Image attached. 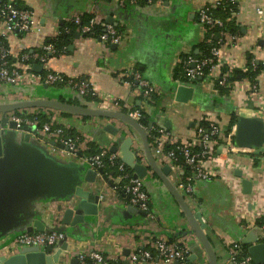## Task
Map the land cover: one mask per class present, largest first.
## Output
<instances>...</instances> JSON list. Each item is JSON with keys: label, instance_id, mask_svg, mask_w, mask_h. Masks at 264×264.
I'll use <instances>...</instances> for the list:
<instances>
[{"label": "crops", "instance_id": "crops-1", "mask_svg": "<svg viewBox=\"0 0 264 264\" xmlns=\"http://www.w3.org/2000/svg\"><path fill=\"white\" fill-rule=\"evenodd\" d=\"M21 1L34 11L36 25L46 39L53 37L59 25L76 12L95 13L104 19L112 15L116 23L113 25L122 28L119 44L110 45L105 51L98 41L75 34L69 52L52 57L49 63L67 76L85 80L98 95L113 97L133 108L139 107L151 122L161 125L180 142H191L196 125L203 119L216 122L225 130L232 113L238 117H255L254 102L245 91L243 80L239 92L234 95L219 94L204 80H196L189 84L195 90L193 99L178 102L174 98L178 86L173 78L174 69L184 55L198 53L197 45L203 40L204 31L197 14L208 0H166L161 6L149 7H117L108 4L112 0ZM237 2L234 19L241 28V35L236 44L226 49V55L235 60L247 55L257 60L264 58V0ZM6 39L16 62L19 52L30 49L35 51L33 55L37 53L30 38L9 34ZM34 64L40 65L38 61ZM39 70L42 71V65ZM126 73H138L149 81L156 88V97L150 100L141 97L138 85L129 83L124 77ZM258 82L264 95V71L258 76ZM58 96L83 100L73 91L57 86L0 87V103L58 99ZM36 110L39 109H29L28 114ZM40 110L80 134L78 154L88 150L89 143H93L99 150L106 147L110 151L115 147L116 150L110 152L120 161L134 163L139 159L142 165H147L142 138L133 125L117 119L75 113L64 115V111L53 108ZM108 125L115 129L114 133L104 129ZM25 134H28V140L24 139ZM151 151L159 167L170 165ZM229 156L234 162L217 167L220 176L198 180L192 193H183L197 221L205 226L203 232L218 264H230L229 249L235 242L247 246V253L252 244L264 243V230L255 223L256 212L264 210V162L255 165L246 155ZM24 164L28 168L25 169ZM89 167L81 158L52 152L49 145L31 131L8 130L5 153L0 157V251H7V245L16 235L27 233L33 207L55 211L62 200L74 195L77 187L91 192L93 186L85 180ZM171 169L167 178L172 183L186 174L185 168L171 164ZM107 178L113 181L114 187L99 175L95 180V188L103 195L97 214L85 216L83 223L63 226L68 249L59 253L56 264H70L73 257L78 264L76 255L79 252H97L104 254L107 261L131 264L128 260L131 253L153 248L156 240L168 241L174 236L178 243L187 247L189 255H197L191 264H210L178 202L155 174L149 170L143 179L152 216L148 212L146 215L127 213L126 216L129 197L121 196L115 189L118 185L116 176L110 174ZM243 180L251 181L249 193L243 191ZM238 191L243 198L241 204L237 201Z\"/></svg>", "mask_w": 264, "mask_h": 264}, {"label": "built area", "instance_id": "built-area-1", "mask_svg": "<svg viewBox=\"0 0 264 264\" xmlns=\"http://www.w3.org/2000/svg\"><path fill=\"white\" fill-rule=\"evenodd\" d=\"M14 1L0 0V87L8 85L17 87L22 85L59 87L62 84V88L73 91L79 97H85L89 94L96 96L97 102H92V104L98 108L122 112L125 109V113L130 117L135 120L140 119V111L133 108L131 104L121 102L110 96L98 95L85 80L67 76L53 69L49 61L55 55V47L52 43H46V37L41 34L40 28L36 25L34 11L30 8L16 7ZM141 1L112 0L108 4L120 7L125 6L126 2H128L135 7H149L153 5L161 6L166 0H146L145 4H141ZM229 3L237 5L238 2L237 0H208V3L198 11V21L203 28L204 34L214 27L219 28L216 34L218 43L211 45L208 56L202 54L200 56L192 54L186 55L181 60L179 66H182L181 71L185 77L184 80L187 82H184L180 78H176L175 82L178 85H189L192 80H197L201 77L202 81L204 80L206 85L214 91L218 92L215 88L217 85L226 88L228 90L227 94L234 95L239 92L240 82L243 80L246 86L245 91L254 102V116L261 119L264 130V95L261 92L258 82V76L264 71V58L257 60L250 55L251 59L249 64L252 68L255 69L257 66L261 67V71L254 81L248 77L237 80L229 79L233 76L234 70L247 71L248 69V55L245 58L240 57L237 60L226 55V49L236 44L240 39V35L230 32L226 28L224 20L212 13L214 8H225ZM84 13L76 12L67 19V22L76 25L77 33L84 38L98 41L105 51L109 49L110 45L120 43L122 33L118 32L113 24L107 23L106 19L97 16L95 13H91L92 17L85 23H82ZM258 13L261 14L262 11L258 10ZM96 26L102 28L101 33H94V27ZM68 31L66 28V32ZM16 33H21L22 37L30 38L31 42L33 41L40 51L32 55V59H36L42 64V73L32 69V60H29L30 55L26 52H19V55L17 54V62L10 64L9 58L12 57L11 50L9 47L4 46L3 39L9 34ZM59 33L60 30L58 29L54 36ZM206 41L210 43L211 39L208 38ZM131 76L133 77L132 80H135V83L138 85L141 96L150 100L156 92V88L138 73H126L124 75V77ZM128 81L129 83H133L131 80ZM6 115L9 120L15 121L17 126H36L37 133L43 136V140L49 145L52 152H60L68 156L81 158L86 163H89L90 166L98 168L103 165L102 159L106 157L111 164H116L120 172H124L125 170L124 163L106 147L100 148L96 155L90 157L79 155L78 152L81 143L79 137L67 136L65 131L68 128L53 119L38 126L36 119H27L16 112H9ZM207 122V127H204L199 122L195 127V135L191 139V142L186 141L185 143L177 140L171 132L165 130L159 124L153 123L150 127L142 126L147 130L151 150L174 167L184 168L183 165L185 164L189 168V173L184 174L177 181H173L176 188L184 194L192 193L193 185L196 181L211 180L216 176H220L219 168L227 166V162L231 164L234 162L233 158H230L229 155H246L250 157L255 165L264 162V131L263 141L259 148L260 151L257 153L255 149L242 147L235 142V125L230 131L226 132L216 122ZM50 141L61 144L63 148L51 145ZM167 147L169 148L167 149ZM198 147L200 150L196 151L195 149ZM178 155L182 157L183 164L178 162ZM217 167L219 168L217 169ZM116 178L118 179V187H121L124 194L129 197L127 203L136 206L142 211L148 212L152 216L149 195L144 187L143 179L134 178L133 175L129 177L124 173L116 176ZM124 179H127V181L123 183L122 181ZM237 201L240 204L243 202L239 191L237 193ZM35 210H37V213H40L47 227L53 229L54 227L60 226V220L55 211L49 208L42 209L38 207ZM256 217H264V210L257 211ZM262 229L264 230V226ZM64 236L65 233L56 230H52L51 232L22 233L11 239L6 249L9 248L12 252H17L20 248H44L50 245L56 250L60 242L64 239ZM177 243L156 240L153 243V248L156 250L154 255L149 249H143L131 253L128 260L131 264H166L174 261H177L178 264H188L189 251L187 247L183 246V244L177 245ZM241 253L242 245L239 242L233 243L229 249L228 263L254 264L249 255L242 256ZM87 256L94 259L93 264H104L106 260L102 254L97 252H79L76 255L80 264H85L84 258Z\"/></svg>", "mask_w": 264, "mask_h": 264}, {"label": "water", "instance_id": "water-1", "mask_svg": "<svg viewBox=\"0 0 264 264\" xmlns=\"http://www.w3.org/2000/svg\"><path fill=\"white\" fill-rule=\"evenodd\" d=\"M106 22L110 24H116L115 19L112 15L107 16ZM60 23H63L61 21ZM80 34L76 33V37H79ZM116 46V45H113ZM72 48V46H70ZM40 65L33 64L32 69L36 72H39ZM201 81L202 78L199 77L197 79ZM196 80H192L195 82ZM20 88V87H19ZM23 88L22 90H25ZM27 90V89H26ZM194 87L191 85H178L174 90V98L178 102H187L194 97ZM40 108H53L59 109L64 112L75 113L82 116L87 117H96L103 119H117L121 121H125L131 125H133L136 130L139 132L142 143L145 151V155L147 158V165H142L139 159H137L134 163L123 162L127 166H129L133 171L134 178L144 179L147 175V172L150 170L153 174H155L162 183L166 186L171 195L176 199L179 206L181 207L183 213L188 219L189 223L192 225V228L195 234L198 236L199 241L201 243L202 249L207 255L210 264H218L215 252L211 247L210 242L208 241L207 236L203 232L204 225L199 224L196 216L192 213V210L189 208L183 193L176 188V186L167 178V175L170 173L171 165L166 164L163 167H159L156 160L154 159V154L151 151V147L149 144V139L147 135V130L142 127V125L138 122V120L133 119L128 114L122 111L115 110H107L101 109L94 105H83L77 104L74 102L60 101L58 99H30L25 101L18 102H6L0 103V157H2L5 153L6 147V139L8 138V130L10 129H19L20 131H31L37 135L39 139H43V136L36 132V126L34 125H21L17 126V123L13 120H9L7 118V113L9 112H20L22 114H28L29 109H40ZM153 124V122L149 125V127ZM105 130L114 133L115 129L112 126L108 125L104 128ZM263 123L261 119L256 117H244L239 116L238 120L235 124V142L242 146L253 148L258 153L260 151V145L263 141ZM24 139L28 140V134L24 135ZM50 144L59 148H63V146L59 143H55L54 141H50ZM116 149L112 147L110 149L111 152H114ZM90 166V164L88 163ZM23 167L28 168L27 164H24ZM100 176L101 179L109 183V185L113 186V181L109 180L105 174H103L102 168L92 167L90 166L87 169V174L85 180L93 186L91 189L94 192H90L88 190L83 189L82 187H77L73 196L68 199L62 200L55 208V212L60 220V226L54 227L53 229L47 227L43 218L40 216V213H37L35 210L37 207H33L31 218L29 219V225L27 226V233L34 232H51L52 230L61 231L65 233L64 239L60 242L59 247L54 250L52 246L48 245L42 248H20L17 252H12L9 248L0 252H4L2 255L0 253V264H56L58 263V255L61 251H65L68 249L67 243V234L66 230L63 226L76 225L78 223H83L85 221V216H95L98 212V205L103 200V195L101 191L95 184V180L97 176ZM50 179H55L54 176H49ZM244 192L249 193L251 191V181L243 180ZM128 198V196L126 197ZM45 209V208H42ZM127 213L146 215L145 211L138 209L136 206L127 205L125 209V215ZM11 253V254H6ZM248 254L252 258L254 264H264V243L257 242L252 244L248 248ZM197 259V255L190 254L188 257V261L193 263V261ZM77 261L75 257L70 259V264H76ZM160 264V263H155ZM166 264H178L177 261ZM203 264V263H201Z\"/></svg>", "mask_w": 264, "mask_h": 264}, {"label": "trees", "instance_id": "trees-1", "mask_svg": "<svg viewBox=\"0 0 264 264\" xmlns=\"http://www.w3.org/2000/svg\"><path fill=\"white\" fill-rule=\"evenodd\" d=\"M146 0H142L141 1V4H145ZM14 4L16 7H21V8H29V7H26L21 0H15L14 1ZM130 5L128 2H126V5ZM238 11V6L236 4H232V3H229L227 7L225 8H220V7H216L212 10V13L215 15V16H218L220 17L221 19L224 20L225 22V25H226V28L232 32V33H236L238 35H241V28L239 27V25L236 23L235 19H234V15L235 13ZM90 17H92V14L91 13H84V15L82 16V23H85L86 21H88L90 19ZM114 27L118 30V32H122V28L119 27L118 25H114ZM66 28L69 30L68 32H66ZM59 30H60V33L52 38H47L46 39V43H52L53 46L55 47V55L54 56H60V55H63V54H66L69 52V47L74 39V36L75 34L77 33L76 32V25L73 24V23H70V22H65L64 24H60L59 25ZM219 31V28H212L210 29L208 32H206L204 34V37H203V40L197 45L198 47V53L197 54H194L195 56H200L201 54L202 55H206L208 56V52H209V49L211 47V45H216L218 42H217V39H216V34L217 32ZM102 32V28L96 26L94 27V33H101ZM17 36H22L21 33H16ZM210 38L211 39V42L210 43H207V39ZM3 44L5 47H9V42H8V39H3ZM28 55H30V58L29 60L31 61L32 60V64L36 63V59H32V55H33V52H35L34 50H30V49H27L25 51ZM37 52H40L39 50H37ZM185 57V55L183 56V58ZM251 57L250 55H248V69L247 71H241V70H234V73H233V76L231 78H229L230 80H237V79H240V78H244V77H248L250 80H255L257 75L260 73L261 71V67L260 66H257L255 69L252 68V66L249 64V61H250ZM9 62L10 64H15L16 61L13 57H10L9 58ZM182 66H177L175 67L174 69V75H173V78H180V79H183V81L185 82V77L181 71V68ZM43 71H41L42 73ZM127 80H131L133 83L134 80L133 77H127L126 78ZM62 84H60V86L58 88H62L61 87ZM215 88L218 90V92L220 94H227L228 93V90L226 88H223V87H219V86H215ZM142 97V96H141ZM152 97H156L155 94L152 95ZM58 100L60 101H67V102H74V103H77V104H83V105H91L90 103L92 102H97V98L96 96H93L91 94L83 97V100L82 102L80 101H77L76 99H71V98H64L63 96H58ZM135 109L139 110L140 113H141V117L140 119L138 120V122L142 125V126H146V127H149V125L152 123L151 120L149 119V117L142 111L140 110L139 107H136ZM123 112H126L125 109H123ZM17 114H20L22 117H25L27 119H36L37 122H38V126H41L43 123L49 121V116L46 115L45 113H43L40 109L33 113H29V114H22L18 111H16ZM64 115H69L70 113L69 112H65L63 113ZM87 117V116H86ZM238 120V116L235 115L234 113H232L230 115V120H229V124L227 126V128L225 129L226 132L230 131L231 128L236 124ZM200 124L203 125L204 127H207L208 126V122L203 119L200 121ZM66 135L67 136H72V137H76L78 136L79 137V140H81V136H79L78 133H76L74 130L72 129H67L65 131ZM149 141H150V138H148ZM88 150L82 152L80 151L79 155H84V156H93V155H96L98 152H99V149L97 148V146H95L93 143H89L88 145ZM169 147H167L168 149ZM196 151H199L200 148H196L195 149ZM102 162H103V165L100 167L102 168V171H103V174H105L106 176L107 175H114V176H118L120 175L121 173H124V174H127L129 177L133 175V171L132 169L127 166L126 164H124V172H120L117 167H116V164L113 165L110 163V161L104 157L102 159ZM178 162L183 164V161H182V157L180 155H178ZM184 168L186 169V173H189V168L184 164L183 165ZM127 179H124L122 182H126ZM122 185V184H121ZM119 185V186H121ZM116 189L118 190V192L120 193L121 196H125L124 194V191L121 189V187H118V185H116ZM255 223L258 227H263L264 226V217H259L255 220ZM176 239H175V236L172 237V238H169L167 243H176ZM177 245H181V243H177ZM150 250V252L154 255L156 253V250L153 249V248H147ZM103 257H105L104 254H102ZM242 256L244 255H248L247 253V246L245 245H242V253H241ZM84 263L85 264H93L94 263V259L90 258L89 256L85 257L84 258ZM113 262H110V261H107L105 260V263L104 264H112ZM78 264H80V262L78 261ZM114 264H121L119 262H115Z\"/></svg>", "mask_w": 264, "mask_h": 264}]
</instances>
